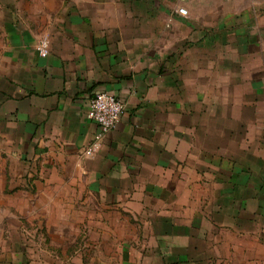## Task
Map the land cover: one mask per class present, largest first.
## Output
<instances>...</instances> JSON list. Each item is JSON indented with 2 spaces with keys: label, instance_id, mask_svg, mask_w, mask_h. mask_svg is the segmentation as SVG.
I'll return each mask as SVG.
<instances>
[{
  "label": "crops",
  "instance_id": "1",
  "mask_svg": "<svg viewBox=\"0 0 264 264\" xmlns=\"http://www.w3.org/2000/svg\"><path fill=\"white\" fill-rule=\"evenodd\" d=\"M178 7L0 0V197L25 215L0 264H264V28L248 0ZM101 92L124 112L87 158Z\"/></svg>",
  "mask_w": 264,
  "mask_h": 264
},
{
  "label": "built area",
  "instance_id": "2",
  "mask_svg": "<svg viewBox=\"0 0 264 264\" xmlns=\"http://www.w3.org/2000/svg\"><path fill=\"white\" fill-rule=\"evenodd\" d=\"M187 1L189 0H179L180 7L177 8L176 12L182 17L188 16V10L184 7V3ZM37 52L42 58L48 55L49 43L46 37L39 40ZM123 112V104L115 94L101 92L95 94L89 100L86 116L88 120L96 124L97 130L91 142L83 151L85 157L92 158L100 151L103 138L115 128Z\"/></svg>",
  "mask_w": 264,
  "mask_h": 264
},
{
  "label": "rangeland",
  "instance_id": "3",
  "mask_svg": "<svg viewBox=\"0 0 264 264\" xmlns=\"http://www.w3.org/2000/svg\"><path fill=\"white\" fill-rule=\"evenodd\" d=\"M248 2L250 5L253 4L257 10L256 17L252 14V16L249 18L252 25L255 26L256 24H258V26L260 25V27L264 28V0H248ZM262 31H263L262 33L264 36V30H262ZM45 36H47V35H45ZM6 197L7 196H4L2 198L0 197V222H1V218H3V216H6L8 214H12L13 216H15V215L25 216L22 211H18L15 208L10 207V205L14 204V203L13 202H7ZM6 205H8V206H6ZM6 227L7 226L2 225L0 223V233L1 232H7ZM25 227H27L28 231L31 229V225H25ZM15 228H16V226H12V229H15ZM13 243H14L13 247H15L16 242H13ZM23 243H24V248H27V249L29 248V250H31L33 248V244L38 248H44V246L47 244V241H41L38 239L31 241V239H30V241H25ZM23 243L21 244V246L23 245ZM6 247H8V241L7 240L0 241V248H6ZM29 259L32 260V258H29Z\"/></svg>",
  "mask_w": 264,
  "mask_h": 264
}]
</instances>
